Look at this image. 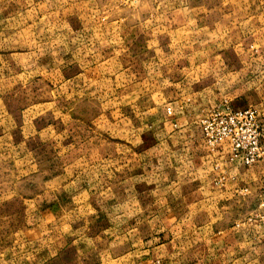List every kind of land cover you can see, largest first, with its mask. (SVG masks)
Segmentation results:
<instances>
[{
  "label": "rangeland",
  "instance_id": "obj_1",
  "mask_svg": "<svg viewBox=\"0 0 264 264\" xmlns=\"http://www.w3.org/2000/svg\"><path fill=\"white\" fill-rule=\"evenodd\" d=\"M220 98L264 134V0H0V264H162L227 220L193 175Z\"/></svg>",
  "mask_w": 264,
  "mask_h": 264
},
{
  "label": "crops",
  "instance_id": "obj_2",
  "mask_svg": "<svg viewBox=\"0 0 264 264\" xmlns=\"http://www.w3.org/2000/svg\"><path fill=\"white\" fill-rule=\"evenodd\" d=\"M222 100L225 99L220 98L215 104ZM184 117L186 116H180L179 122L185 121ZM177 122L178 120L175 122L178 127L179 123ZM171 126L173 127V124ZM180 126L182 125L180 124ZM185 128L186 126L182 129ZM202 148L203 155L196 158L195 165L199 167L201 161L203 164L206 162L210 165L208 166L209 170H207L208 167H205L197 170L193 175L195 179L201 182L199 174L201 170H206L204 184L205 189L208 190V195L205 203L213 209V212H215V206L218 204L224 209L225 214L232 215L230 217L226 215L227 220L221 215L200 227L197 222L191 221L188 224H182L185 225L183 227L179 223L186 220H181L179 223L177 221L176 224L180 225L181 238L176 240L170 251H165L167 243L159 245L160 254L158 257H162V264H250L263 260L264 235L261 231L256 230L252 224L244 223V220L253 212L257 204V181L261 176L260 171L263 162L250 167L228 166L227 172H225V180L216 185L214 180L217 174L211 163L213 158L204 144ZM245 187L249 189L247 195L240 191ZM243 210L245 216L237 220L235 213ZM193 223H195V227ZM186 228L190 229L191 232H195L197 229L195 236L191 235L188 239L187 236L184 237L186 235L184 229ZM162 247H165V250ZM152 259L147 258L143 264H150Z\"/></svg>",
  "mask_w": 264,
  "mask_h": 264
},
{
  "label": "built area",
  "instance_id": "obj_3",
  "mask_svg": "<svg viewBox=\"0 0 264 264\" xmlns=\"http://www.w3.org/2000/svg\"><path fill=\"white\" fill-rule=\"evenodd\" d=\"M168 115H172L170 109ZM173 127L177 124L174 122ZM204 146L212 156L216 185L223 183L228 166L250 167L264 163V134L256 109L236 108L227 99L208 109L199 119ZM247 195V187L240 190ZM257 204L244 220L264 235V183L258 188Z\"/></svg>",
  "mask_w": 264,
  "mask_h": 264
}]
</instances>
